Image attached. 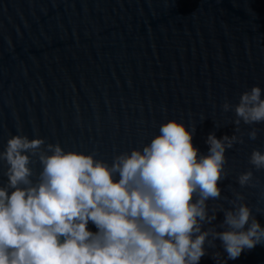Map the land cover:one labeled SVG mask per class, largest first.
Instances as JSON below:
<instances>
[{"label":"water","instance_id":"water-1","mask_svg":"<svg viewBox=\"0 0 264 264\" xmlns=\"http://www.w3.org/2000/svg\"><path fill=\"white\" fill-rule=\"evenodd\" d=\"M253 86L264 99V0H0V154L21 135L111 164L173 119L194 129L200 154L209 134L235 135L242 142L225 152L205 230H223L220 208L237 193L264 226V168L249 162L253 150L264 153V122L236 125L222 107ZM43 147L30 155L33 185L40 155L51 154ZM8 168L0 155V188L11 193ZM205 251L199 264H264V243L234 260L219 240Z\"/></svg>","mask_w":264,"mask_h":264},{"label":"clouds","instance_id":"clouds-1","mask_svg":"<svg viewBox=\"0 0 264 264\" xmlns=\"http://www.w3.org/2000/svg\"><path fill=\"white\" fill-rule=\"evenodd\" d=\"M261 97L253 86L238 104L222 107L234 110L236 125L264 122ZM193 131L169 120L142 150L115 155L111 164L59 144L43 147L40 138H9L0 154L13 189L0 188V264H199L206 243L219 240L233 260L264 243V226L239 193L231 208H220L223 230L204 229L216 219L207 202L221 196L225 152L242 141L209 134L208 152L200 154ZM249 136L255 139L256 130ZM42 147L51 154L40 155L43 170L33 185L30 155ZM249 162L264 168V153L253 150ZM251 179L248 171L238 183Z\"/></svg>","mask_w":264,"mask_h":264}]
</instances>
